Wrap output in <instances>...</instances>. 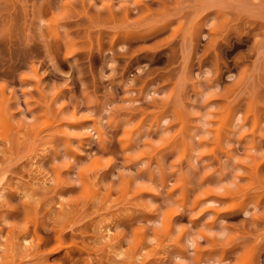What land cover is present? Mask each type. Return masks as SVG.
I'll list each match as a JSON object with an SVG mask.
<instances>
[{
  "label": "rangeland",
  "instance_id": "374dc122",
  "mask_svg": "<svg viewBox=\"0 0 264 264\" xmlns=\"http://www.w3.org/2000/svg\"><path fill=\"white\" fill-rule=\"evenodd\" d=\"M0 264H264V0H0Z\"/></svg>",
  "mask_w": 264,
  "mask_h": 264
}]
</instances>
